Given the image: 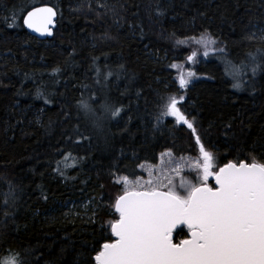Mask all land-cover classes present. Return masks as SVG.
<instances>
[{"label":"trees","instance_id":"1","mask_svg":"<svg viewBox=\"0 0 264 264\" xmlns=\"http://www.w3.org/2000/svg\"><path fill=\"white\" fill-rule=\"evenodd\" d=\"M41 4L59 13L46 40L22 22ZM201 33L217 51L204 56L188 41ZM261 35L264 0H0V264L15 253L28 264H95V251L114 239L117 177L142 176L141 165L167 150L198 155L186 125L157 122L161 96H183L178 107L195 117L215 165L264 162V70L249 71L241 89L228 71L264 50ZM192 51L198 78L181 91L174 64ZM105 98L122 111L100 131L78 101L96 107ZM12 188L14 208L3 203ZM87 198L92 218L70 208ZM181 229L175 242L188 236Z\"/></svg>","mask_w":264,"mask_h":264},{"label":"snow or ice","instance_id":"2","mask_svg":"<svg viewBox=\"0 0 264 264\" xmlns=\"http://www.w3.org/2000/svg\"><path fill=\"white\" fill-rule=\"evenodd\" d=\"M56 14L51 7L33 8L22 22L36 32L51 34L49 26ZM12 19L16 20L15 14ZM253 38L255 34L249 37ZM187 39L202 45L206 49L204 56L209 50L217 51L212 47L217 41L207 33ZM260 39L264 40V35ZM176 43L179 46L185 41ZM219 51L222 53L223 49ZM196 56L197 52L192 51L186 59L194 61ZM232 68L234 71L229 72L234 80L232 87L241 89L249 71L254 77L264 70V50L248 53L246 61L232 64ZM193 76L195 73L188 71L187 78L184 75L177 78L181 91L189 87ZM159 101L157 122L170 116L186 125L198 145V155L176 158L167 150L161 153L156 174L152 168L148 169V179L136 176L135 170L133 178L117 177L116 182L123 185L122 194L111 205L118 217L109 223L115 239H107L95 251L92 258L95 264H264V162L251 156L250 162L230 161L216 167L215 153L206 148L197 134L195 117L189 120L178 107L183 96L179 99L175 95L161 96ZM78 107L89 117L92 127L100 131L122 111L107 98L96 107L81 99ZM165 156L169 158L167 161ZM185 166L194 180L182 175ZM56 170L63 174L59 162ZM210 177H214L215 186L207 183ZM17 199L12 188L3 203L14 208ZM11 214L4 211L5 216ZM182 225L190 235L174 242V234L183 230ZM7 264H28V261L15 253Z\"/></svg>","mask_w":264,"mask_h":264},{"label":"rangeland","instance_id":"3","mask_svg":"<svg viewBox=\"0 0 264 264\" xmlns=\"http://www.w3.org/2000/svg\"><path fill=\"white\" fill-rule=\"evenodd\" d=\"M201 49L204 50V47H202ZM200 59V56H196L195 60L194 61H188L186 59L185 62H176L174 64V68L175 70L177 71V75H176V79L180 76V75H184L185 78H187V73L188 71H192L195 73V70H194V66L195 64L199 61ZM202 61V60H201ZM228 71H234V69L232 68V66H228ZM198 77L196 76V73H195V76H193L191 78V83L189 84V86L197 79ZM178 81V79H177ZM166 153V152H164ZM173 154V153H172ZM173 157H184L185 159L189 158V157H195L193 155H181V156H177L175 154H173ZM169 158L167 156L164 157V160L167 161ZM161 164V156H160V160H159V163L158 164H149V163H143V167H140L141 168V171L143 173L142 176H139V177H142L143 179H148V169L149 168H152L153 170V174H156V170L157 168L160 166ZM216 167H219V165H216ZM215 170V169H214ZM182 175H184L187 179H190V180H194V177L189 175V169L187 168V166H185L183 172H182ZM121 176H124V175H121ZM130 178H133V177H130ZM117 181V179H116ZM121 187V191H122V187L123 185L118 183ZM70 208L74 209L75 213L77 215H80V216H84V217H94L95 215V204L94 202L92 201L91 198H87V199H83V200H79L77 202H72L70 203ZM10 260V259H9ZM7 260V261H9ZM7 261L5 260V264H7Z\"/></svg>","mask_w":264,"mask_h":264},{"label":"water","instance_id":"4","mask_svg":"<svg viewBox=\"0 0 264 264\" xmlns=\"http://www.w3.org/2000/svg\"><path fill=\"white\" fill-rule=\"evenodd\" d=\"M39 7H51L53 8L55 11H56V16L53 18L54 20V23L52 25H50L49 27L51 28V34H48V33H41V32H36L34 29H30L27 27V25L23 24L24 25V28L27 30L28 33H30L31 35L37 37L38 39L40 40H46V39H49V38H52L53 35H54V32H55V29L57 27V24H58V17H59V13H58V10L55 8V6L51 5V4H41L39 6H36L34 8H39ZM33 9V8H32ZM31 9V10H32ZM29 10V11H31ZM27 13L24 15V17H26ZM231 162H234V161H231ZM222 167V166H221ZM209 179L213 180V185L211 186H215V180H214V177H210ZM184 226V225H182ZM190 235V233H189ZM114 239H115V236L113 235ZM174 238H175V234H174ZM188 238V237H187ZM186 239V238H185ZM175 242V241H174Z\"/></svg>","mask_w":264,"mask_h":264},{"label":"bare ground","instance_id":"5","mask_svg":"<svg viewBox=\"0 0 264 264\" xmlns=\"http://www.w3.org/2000/svg\"><path fill=\"white\" fill-rule=\"evenodd\" d=\"M36 6H39V5H36ZM36 6H34V7H36ZM34 7H33V8H34ZM31 9H32V8H31ZM31 9H30V10H31ZM28 11H29V10H28ZM28 11H27V12H28ZM27 12H26V13H27ZM26 13H25V14H26ZM23 18H24V17H23Z\"/></svg>","mask_w":264,"mask_h":264},{"label":"flooded vegetation","instance_id":"6","mask_svg":"<svg viewBox=\"0 0 264 264\" xmlns=\"http://www.w3.org/2000/svg\"><path fill=\"white\" fill-rule=\"evenodd\" d=\"M211 185H213V183ZM188 236H189V233H188ZM188 236H186L185 238H187ZM185 238H183V239H185Z\"/></svg>","mask_w":264,"mask_h":264}]
</instances>
